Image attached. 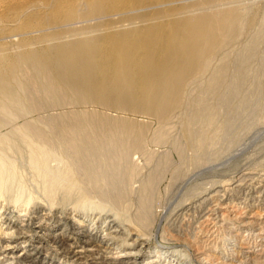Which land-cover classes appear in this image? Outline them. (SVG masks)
Returning <instances> with one entry per match:
<instances>
[{"label":"bare ground","instance_id":"6f19581e","mask_svg":"<svg viewBox=\"0 0 264 264\" xmlns=\"http://www.w3.org/2000/svg\"><path fill=\"white\" fill-rule=\"evenodd\" d=\"M258 9L0 0V264L59 263L54 251L62 264H264V191L253 195L261 210L224 198L247 172L225 181L224 196L198 197L214 202L202 218L154 235L164 178L202 171L239 127L264 124L258 98L241 90L257 59L249 88L264 94Z\"/></svg>","mask_w":264,"mask_h":264},{"label":"rangeland","instance_id":"374dc122","mask_svg":"<svg viewBox=\"0 0 264 264\" xmlns=\"http://www.w3.org/2000/svg\"><path fill=\"white\" fill-rule=\"evenodd\" d=\"M249 4L254 5V7L256 9L259 7L258 12L261 13V11L263 10V7H264V0H249ZM263 40L261 41L259 48H260V50H263L264 51V41ZM253 61L254 60H252L249 63V66H250V79L248 80V82L246 84L248 88L246 86H244L241 90H242V92H249V91L251 93L253 92V94H251V95H253L254 97L258 98V100L260 102L259 105L261 107L260 110L263 111V112L262 111H260V112H262L264 114V94L261 92V89L249 88L251 81H253L255 79V75H256V72L255 71L257 70V65H258L257 63H259V62H257V59H255L254 62ZM251 76H252V78H251ZM257 114L258 113H256V115H254V116L249 117V119H248V120H250L249 122H251L252 119L256 118V116L257 117L260 116V113L258 115ZM263 125L255 124V125H252L253 128L250 126L247 129H243L244 128L243 127L244 125L241 126V127H239L236 130L237 138L238 137L240 138V139L239 138L237 139V141H236L237 143L235 142L231 147L230 146L229 147H226V145L224 143H222L223 145L222 144H218V146L216 147V150L220 149V151H218L219 153L217 152L216 155H214V156L215 157H218L219 156V157L216 158V159L214 157V160H213V156H211L212 157L211 158L212 159L211 160V163L209 164V161L210 160L207 161V163H205L204 166L202 167V171H201V169L198 171V173L201 171L202 174H199L198 175L197 171H194L193 174H192V171H190L188 177H186L185 179H183L181 181H178L176 183H173L171 181L172 179L169 178V177H171L170 174H168L164 178V180L160 183V185L158 187V191H159L160 198H158L159 200L157 199L156 204H155V209H156L155 211L157 213V218H158L157 225L156 226L158 228L156 227V231H155L154 235H156L158 237L160 231H162L164 229L166 230V232H170L172 230V228H174L173 227V223H175V222H176L177 226L179 224H181V225L183 224V226H185V225L187 226L188 224H191L190 223L191 221L193 223V221H194L193 219L194 218H202L204 216V214L206 213V211L208 210V207L209 206L212 207L214 205V202H212L213 205L211 204V202L207 203L208 204L207 206H206L205 203H202V204L199 203L200 204L199 205L198 204V202H199L198 201V199H199L198 197L204 196V194L206 193V191L208 189H212V190L213 189L214 190H218L219 189V191L222 194V196H224L223 194H224V191L225 190H223V189L227 187L225 181L228 182L229 181V178L231 179L234 175L239 174L240 172L241 173L242 172L250 173V175L253 177V179L250 180L248 178L247 180H245V181L242 182V185H240L239 187H237L233 191H227L228 194L226 192L224 198H226L227 200H229V201L226 200L227 203L229 204V206L230 205L231 206L237 205V207L238 208H241V209H243L244 207H247V209H252L253 208V209H259V210H261V206H260L261 205V202L255 198L256 196H253V195H256L257 192L264 191V174H263L264 173V126ZM177 133L179 135V131H177L176 134ZM238 140H240V141H238ZM223 146H224V148H223ZM155 149H156V151L157 150L158 151L163 150V148H154V150ZM165 149H168V148H164V150ZM187 149L189 150L188 152L190 154L188 152L185 153L186 154V158H190V157L193 156L192 155L193 153H192V151L189 148H187ZM212 153H214V152H212ZM212 153H211V155H212ZM187 154H189V155H187ZM142 160L143 159L139 158L138 159V162H140L142 164L143 163ZM174 161H175V165L177 167H179V165H180V163L178 162L179 160L176 157H174ZM178 163H179V165H178ZM207 167H208V169H207ZM222 168L225 169V170H223ZM203 169H204V171H203ZM228 169H229V171H228ZM208 170H210V171H208ZM205 171L206 172L208 171V172L205 173ZM251 172H253V173H251ZM260 172L261 173L263 172V173L261 174ZM222 173H224V175ZM216 174H217V176H216ZM257 174H259V176ZM168 178H169V182H168ZM256 179H258V180H256ZM211 181L212 182L215 181L216 183L213 182L214 183L213 184ZM210 184H213V185L210 186ZM220 184H222V185H220ZM201 187H203V189ZM192 188H194V190L196 192L199 190V193L197 192L198 193L197 194ZM34 189H35V187H34ZM185 190H186V192H185ZM201 191H203V193ZM194 193H196V195ZM188 197H190V198H188ZM196 197H197V199H195ZM181 198H183V199H181ZM180 200H183V201H180ZM252 201H254V202H252ZM177 202H179L178 204H180L181 206H183V205L184 206H187V208H183V210H182V207L180 205L178 206L177 205ZM185 202H186V204H185ZM257 202H260V203L258 204ZM188 203H190V205H187ZM192 204H194L193 205V208L194 209L192 208ZM209 204H211V205H209ZM197 205L200 206V207H198ZM248 205H249L250 208H248ZM174 206H176V208ZM201 206H202V208H201ZM179 207H181V208H179ZM206 207H207V209H206ZM181 212H182V214L183 213L184 214L182 215ZM174 218H176V219H174ZM178 219H179V221H177ZM173 220L175 222H173ZM170 221H172V222H170ZM86 224H89V222L86 223ZM159 226H161V227H159ZM166 226H168V227H166ZM162 227H163V229H162ZM157 237H155V238L157 239ZM48 247H50L49 244H48ZM58 253L59 252L56 253V251H54L55 256L56 257L59 256L58 258H60L59 259V263L55 262L54 264H62L63 263L62 260H64V259L67 258V256L65 257V256H63V254H58ZM58 258H56V261H58ZM66 263L67 262H64V264H66ZM68 263H70V262H68Z\"/></svg>","mask_w":264,"mask_h":264}]
</instances>
